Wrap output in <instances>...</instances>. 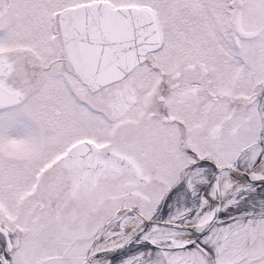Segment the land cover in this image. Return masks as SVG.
Wrapping results in <instances>:
<instances>
[{"label": "snow or ice", "instance_id": "snow-or-ice-1", "mask_svg": "<svg viewBox=\"0 0 264 264\" xmlns=\"http://www.w3.org/2000/svg\"><path fill=\"white\" fill-rule=\"evenodd\" d=\"M0 264H264V0H0Z\"/></svg>", "mask_w": 264, "mask_h": 264}]
</instances>
